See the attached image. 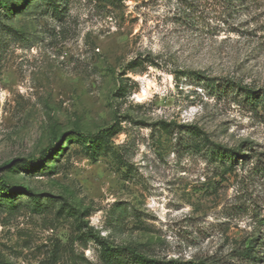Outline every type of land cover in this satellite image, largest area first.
<instances>
[{
    "label": "rangeland",
    "instance_id": "1",
    "mask_svg": "<svg viewBox=\"0 0 264 264\" xmlns=\"http://www.w3.org/2000/svg\"><path fill=\"white\" fill-rule=\"evenodd\" d=\"M198 71L264 92V0H0V264H264V94Z\"/></svg>",
    "mask_w": 264,
    "mask_h": 264
},
{
    "label": "trees",
    "instance_id": "2",
    "mask_svg": "<svg viewBox=\"0 0 264 264\" xmlns=\"http://www.w3.org/2000/svg\"><path fill=\"white\" fill-rule=\"evenodd\" d=\"M248 1L249 0H224V4L227 5V7L230 8L231 10H234V8H243V5H245L246 2ZM143 61H145V59L144 60L135 59L132 61V63L138 65L140 63H143ZM194 77H196V79L199 81L206 80L204 82H206L207 85H211V86L219 85V83H216V82H219L217 81L216 78H210L205 75H202L200 71H198L197 74H194ZM219 86H222V88H225V90L237 89L238 91H241L243 94H246L244 98L251 99L252 102H257L260 96L264 94L263 92L261 93L260 96L257 95L256 97V94H258V92L247 88V86L242 85L241 83H238L233 79H227V78L221 79ZM114 127H115V124H112L111 126H108L105 129H102L101 131H99L96 135H92L90 137L94 138L95 142L101 139H105L107 134L111 132ZM186 127H189V126H186ZM189 129L190 130H188V132L190 135H193L195 138H198L199 136H201L202 138L200 139V143L207 144L205 154L207 158L210 160V162H216V161L220 162V160H224V158L226 157L233 164L234 159L238 158L239 156H242L239 153L240 152L239 148L236 151H233V150L221 151L220 146L212 143L209 139L208 133L203 131L201 128H198L195 126ZM72 134H80L81 136H83L78 131H72ZM195 138H193L191 142H193ZM57 148H58V145L43 149L40 153L39 159L27 161V164L43 165L46 159L52 153H54ZM0 182L4 184V188L2 189L3 194L5 195L10 194L13 188L7 185L6 181L2 177H0ZM29 194L31 193L29 192ZM94 236H95L94 237L95 240L100 244V246L106 248V251L109 254L107 255L109 258L108 260L109 264H211L205 261L195 262L192 260L191 261H181L178 259H169V260L156 259V258L146 255L145 253L141 252L135 247H131L129 245L113 246V245H110L107 241H105L101 237H99L97 234H94ZM254 247H255V238H252V240L250 241V244L242 251V256L250 263H254L260 259V257L255 255L256 252L254 250ZM262 253H263L262 256L264 257V248L262 250Z\"/></svg>",
    "mask_w": 264,
    "mask_h": 264
}]
</instances>
